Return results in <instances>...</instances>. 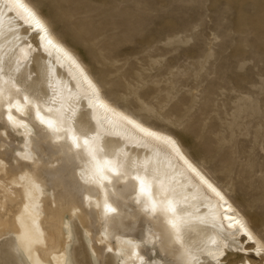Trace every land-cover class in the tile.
I'll return each mask as SVG.
<instances>
[{
  "label": "bare ground",
  "instance_id": "obj_1",
  "mask_svg": "<svg viewBox=\"0 0 264 264\" xmlns=\"http://www.w3.org/2000/svg\"><path fill=\"white\" fill-rule=\"evenodd\" d=\"M38 57L47 62L45 97L17 81ZM17 102L13 124L8 105ZM37 105L59 131L40 123ZM93 153L117 172L105 168L101 180ZM134 176L145 181L144 193ZM105 203L115 211L106 213ZM69 221L98 259L142 264L146 241L157 251L155 264H264V250L256 251L263 239L180 141L108 99L29 0H0V240L12 238L32 264H64ZM220 249L222 257L209 254Z\"/></svg>",
  "mask_w": 264,
  "mask_h": 264
},
{
  "label": "rangeland",
  "instance_id": "obj_2",
  "mask_svg": "<svg viewBox=\"0 0 264 264\" xmlns=\"http://www.w3.org/2000/svg\"><path fill=\"white\" fill-rule=\"evenodd\" d=\"M29 1L105 96L175 136L264 241V0ZM46 64L18 83L47 96ZM65 231L64 264L122 263L96 258L76 222ZM143 245L142 264H155ZM0 264L32 263L7 236Z\"/></svg>",
  "mask_w": 264,
  "mask_h": 264
},
{
  "label": "snow or ice",
  "instance_id": "obj_3",
  "mask_svg": "<svg viewBox=\"0 0 264 264\" xmlns=\"http://www.w3.org/2000/svg\"><path fill=\"white\" fill-rule=\"evenodd\" d=\"M30 15H31V13H30ZM37 26H39L38 22H37ZM49 42L51 43V41H49ZM24 99L27 101L28 97L25 96ZM13 107H15L17 111H20L19 102H17V104H15V105L9 104L8 105V117L7 118H8V121L10 123L16 124V123H18V121L16 120V117H14L12 114ZM36 117H37V119L40 120L41 124H45L49 129H52L53 131H59L60 130V126L57 124L56 121L52 120L51 118H45L43 115H41V111H40V108L38 105L36 106ZM19 123H23V122H19ZM129 123H134V122L129 120ZM141 130L144 131L147 135H155V133H153L147 129L142 128ZM72 139H73V143L76 145V147H80V145L78 143L79 138L73 136ZM83 143H84V145H88L89 140L85 137L83 140ZM92 158H93V160H97L94 153L92 154ZM105 168H107V171L114 172V173L117 172V169L115 167H113L108 160H97L96 171L99 174V178L101 180L108 178L105 175ZM133 179H136L139 181V190L141 193H144L146 191L145 181L142 178H140L139 176H134ZM209 187H211V185H209ZM213 191H215V189H213ZM217 195H219V193H217ZM155 207H156L155 202H153V210H155ZM105 211H106V213L107 212H114L115 209L112 208L111 205L105 203ZM167 211H171V212L175 213V208L171 204H169ZM225 218L229 219V220L232 219V217H229V216H225ZM169 223L172 225L173 228L176 227L174 220H169ZM236 223H240V221H236ZM229 227H234V225L229 224ZM241 228L245 233L248 234V239H253L252 235L250 233H248V229L245 225L241 224ZM213 243H215V241H213ZM108 250L112 251L113 249L109 248ZM262 250H264V249L258 247L256 249L257 255H259ZM209 254L210 255H218L220 257L225 255L223 249L218 250V252L215 254H213V253H209ZM217 264H222V262L218 260Z\"/></svg>",
  "mask_w": 264,
  "mask_h": 264
}]
</instances>
